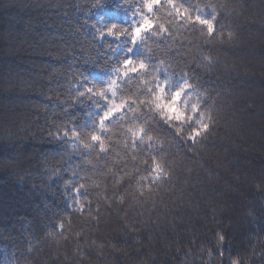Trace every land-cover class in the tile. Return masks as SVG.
<instances>
[{"label":"trees","instance_id":"16d2710c","mask_svg":"<svg viewBox=\"0 0 264 264\" xmlns=\"http://www.w3.org/2000/svg\"><path fill=\"white\" fill-rule=\"evenodd\" d=\"M244 4L240 15L222 14L224 36L235 37L205 44L206 33L193 34L164 8L148 13L143 0H0V264H221L216 233L231 249L223 264L264 262V0ZM146 14L152 28L131 44ZM86 24L116 25L127 35L101 41ZM101 43L114 47L109 59L97 60ZM200 47L213 58L210 73L197 68ZM173 56V67L187 61L214 83L209 139L188 151L151 133L170 179L144 183L143 196L127 177L117 190L109 168L123 155L131 125L121 112L102 131L107 101L86 89L98 93L117 79L116 96L108 98L127 108L148 99L143 93L155 85L151 74L116 77L122 58L148 64L151 57L152 73ZM181 83L172 77L165 92ZM69 120L83 138L65 143L56 137ZM158 126L173 132L162 120ZM92 131L112 152L107 167ZM144 160L150 168L151 157L141 156V167Z\"/></svg>","mask_w":264,"mask_h":264},{"label":"snow or ice","instance_id":"6c2138e0","mask_svg":"<svg viewBox=\"0 0 264 264\" xmlns=\"http://www.w3.org/2000/svg\"><path fill=\"white\" fill-rule=\"evenodd\" d=\"M159 5V7H155ZM245 6L244 0H209L208 3H204L202 6L193 5L191 0H143V8L147 9L148 13H153L164 8L169 11V14L174 13V19H178L182 24L188 26V30L193 34L199 32L201 35L207 36L205 44H210L212 40L220 39L221 43L225 39L231 41L235 37L233 31H227L226 37L224 36V24L222 22V14L227 11L228 15L232 12H236V15H240L237 11L238 8ZM86 28L95 29L99 32L101 41L103 37L120 38L122 31L124 35H127L126 29L113 25L106 29L97 28L95 24L85 25ZM152 28V24L148 15H144L142 22L137 25L131 34V44H135L138 35ZM100 51L97 60L101 58H110V54L114 51V47L111 44L106 49L103 48ZM131 50L130 48L128 49ZM179 55V52H177ZM199 56L201 63L197 64V68H206L208 72H211L213 58L210 52L205 53L203 47L199 49ZM172 64L164 68L163 70L153 68V72L149 73L147 69L151 68V57H149V63L141 61L136 62L135 59L122 58L123 71L118 67L115 69V76L127 77L129 73H140L143 75H152V79L149 84L155 85L149 87L144 95L148 96V99L134 100L127 104L125 102L116 103L108 98V93H111L112 97L116 96V89L118 85L117 79H110L106 87L100 88L98 93L94 92V87H87L86 92L92 94V98L96 95L107 101V106L99 116V126L102 131H107L105 122L114 118V114L124 113L123 119L131 126L123 133L125 136V145L123 148V155L117 153V158L113 161L114 168H109V173L113 178V187L123 189L124 185L122 181L125 177L129 178V181L135 180L137 185L141 186L140 195L143 196L144 192L142 186L144 183L156 184L163 183L166 179H170V174L165 167L163 157L156 158L154 154L157 151H162L156 147V141L151 133H162L164 136L173 137V146L177 148L187 147L188 151H192L193 147L200 144L201 141L208 140L209 134L212 131L214 124V117L212 112L214 111L213 105L208 104V100L213 99L211 92L215 91L214 83L211 78L202 79L197 73L196 69L189 66L187 61H181L183 68H175L177 62L175 57L172 58ZM172 77H178L182 83L173 92H165V85L171 80ZM163 80V82H161ZM196 80L199 84V88L194 87L190 81ZM202 89V90H201ZM81 97L85 96L84 92L80 93ZM195 97V99H193ZM66 111V110H65ZM129 113L131 115H129ZM155 113V115H153ZM157 116L160 119H157ZM156 118V119H154ZM158 120H162L164 124L173 129L172 133L162 131L158 126ZM139 122V123H138ZM95 123V121H94ZM190 125V127H185ZM65 130L61 138L68 142L67 139L73 141L83 138V131L78 132L72 127V123L69 120L64 125ZM56 131L59 132V126L56 127ZM49 136H53V132L49 130ZM91 141L97 142L100 145V151L104 153L100 159L104 161V166H108V160L112 157V152L108 151L105 147L104 140L101 135L96 131L90 133ZM183 141V144L180 142ZM190 142V143H189ZM84 147L92 148L91 144H85ZM94 150V149H93ZM141 156L151 157V167L149 168L148 160L143 161L144 167H141ZM129 169H131L129 171ZM146 173L141 175V173ZM83 187V185H81ZM123 196L120 200L123 201ZM264 207V205H262ZM218 236V243L216 245L221 257V264H223V257L231 249L226 246L227 237L225 234L216 233ZM213 253L209 252V256ZM233 264H236L233 261ZM264 264V262H262Z\"/></svg>","mask_w":264,"mask_h":264}]
</instances>
